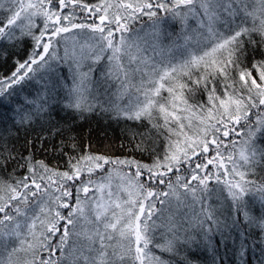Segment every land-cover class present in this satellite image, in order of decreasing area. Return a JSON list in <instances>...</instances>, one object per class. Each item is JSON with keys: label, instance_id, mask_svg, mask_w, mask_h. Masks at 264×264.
I'll return each instance as SVG.
<instances>
[{"label": "snow or ice", "instance_id": "6c2138e0", "mask_svg": "<svg viewBox=\"0 0 264 264\" xmlns=\"http://www.w3.org/2000/svg\"><path fill=\"white\" fill-rule=\"evenodd\" d=\"M221 245L264 264V0H0V264Z\"/></svg>", "mask_w": 264, "mask_h": 264}, {"label": "trees", "instance_id": "16d2710c", "mask_svg": "<svg viewBox=\"0 0 264 264\" xmlns=\"http://www.w3.org/2000/svg\"><path fill=\"white\" fill-rule=\"evenodd\" d=\"M87 119H78L75 124L76 132L74 135H78L84 142L85 147L91 142L94 147L104 148L110 146L115 150L116 155L121 154L120 145L123 144L125 147L123 153L127 155L129 142L127 134L124 132L123 122L117 123L114 120L107 119L101 115L86 114ZM34 135V134H33ZM47 135V133H45ZM56 142H59L57 138ZM46 154H39L37 158L43 159ZM49 159H51L50 154ZM52 164L56 161L52 160ZM219 240V236L216 237ZM192 261V264H205L206 261L211 259V253L203 248L197 249L195 246L190 248L187 252H183L180 256H169L164 254L165 259L172 261V264H177V261H182L184 257ZM256 257H259L257 251ZM218 259L223 260L224 264H241V258L238 253L234 254L231 251L225 249L223 245L219 247ZM247 259L255 264V260L251 253L247 255Z\"/></svg>", "mask_w": 264, "mask_h": 264}]
</instances>
